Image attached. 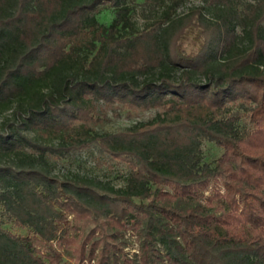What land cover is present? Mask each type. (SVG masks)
<instances>
[{
	"label": "trees",
	"instance_id": "obj_1",
	"mask_svg": "<svg viewBox=\"0 0 264 264\" xmlns=\"http://www.w3.org/2000/svg\"><path fill=\"white\" fill-rule=\"evenodd\" d=\"M135 1L0 0V264H264V0ZM92 146L123 185L52 172Z\"/></svg>",
	"mask_w": 264,
	"mask_h": 264
},
{
	"label": "rangeland",
	"instance_id": "obj_2",
	"mask_svg": "<svg viewBox=\"0 0 264 264\" xmlns=\"http://www.w3.org/2000/svg\"><path fill=\"white\" fill-rule=\"evenodd\" d=\"M250 1V0H241ZM202 3V0H182L177 7V12H183L189 10L191 7ZM134 14L133 18L135 22L140 25L143 20L142 9H148V6L142 2V0H136L134 2ZM148 11V10H147ZM112 6L108 3L101 6V9L97 15L98 20L103 23H109L112 18ZM189 41L183 43L187 49H191ZM148 114H143L141 117H146ZM98 116L100 119L94 122V128L96 129H111L125 127L132 124L134 117H127L125 110H109L107 112L99 111ZM204 158L211 159L213 156L220 152V148L213 142L203 140ZM52 172L60 176H71L74 174L90 175L102 180L111 181L115 185H123L127 168L122 161L115 160L108 157L102 152L98 151L95 146L78 150L75 153L59 157L51 162ZM209 193V189L205 192ZM90 223H87L83 228L88 231ZM122 239L125 240L124 249L132 255L138 248V237L135 231H126L122 235ZM64 254L68 257L72 254L71 249H63Z\"/></svg>",
	"mask_w": 264,
	"mask_h": 264
}]
</instances>
